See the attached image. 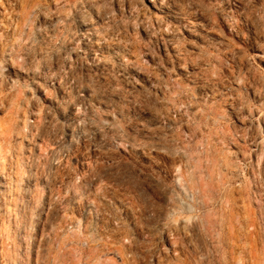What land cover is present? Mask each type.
I'll use <instances>...</instances> for the list:
<instances>
[{
    "label": "clouds",
    "instance_id": "1",
    "mask_svg": "<svg viewBox=\"0 0 264 264\" xmlns=\"http://www.w3.org/2000/svg\"><path fill=\"white\" fill-rule=\"evenodd\" d=\"M258 60L264 0H0V264H264Z\"/></svg>",
    "mask_w": 264,
    "mask_h": 264
},
{
    "label": "rangeland",
    "instance_id": "2",
    "mask_svg": "<svg viewBox=\"0 0 264 264\" xmlns=\"http://www.w3.org/2000/svg\"><path fill=\"white\" fill-rule=\"evenodd\" d=\"M212 2L215 3V0H213ZM225 7H226V6H225ZM242 39H243V38H239V39L236 40V42H237L238 44H240L241 47H247L246 44L242 43ZM249 54H250V55H255V53L252 52L251 50L249 51ZM257 64L259 65V68H260V69H264V62H260V61L258 60V61H257ZM250 96H252V97H253L255 100H257V101H258V99H259V97H257V96L255 95V92H254L253 90H251V89H250ZM261 127H264V124H262ZM254 158H255V156H254ZM0 248H2V243H0Z\"/></svg>",
    "mask_w": 264,
    "mask_h": 264
},
{
    "label": "bare ground",
    "instance_id": "3",
    "mask_svg": "<svg viewBox=\"0 0 264 264\" xmlns=\"http://www.w3.org/2000/svg\"><path fill=\"white\" fill-rule=\"evenodd\" d=\"M145 2L147 3L148 0H145ZM149 7H151V6L149 5ZM153 11H154L155 15H157L159 17H163L166 20L169 19L168 15H167V10L158 11V10L153 9ZM185 36H187V33H185ZM165 39H168V37L166 36ZM173 51H175V49H173Z\"/></svg>",
    "mask_w": 264,
    "mask_h": 264
}]
</instances>
